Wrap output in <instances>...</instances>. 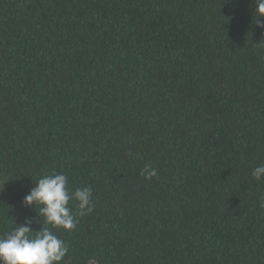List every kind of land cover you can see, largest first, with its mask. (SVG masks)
<instances>
[{"label": "trees", "instance_id": "obj_1", "mask_svg": "<svg viewBox=\"0 0 264 264\" xmlns=\"http://www.w3.org/2000/svg\"><path fill=\"white\" fill-rule=\"evenodd\" d=\"M253 12L252 0H0V235L26 217L43 226L22 200L55 170L70 191L90 186L93 205L74 230L52 229L69 248L60 264H264Z\"/></svg>", "mask_w": 264, "mask_h": 264}, {"label": "clouds", "instance_id": "obj_2", "mask_svg": "<svg viewBox=\"0 0 264 264\" xmlns=\"http://www.w3.org/2000/svg\"><path fill=\"white\" fill-rule=\"evenodd\" d=\"M252 3L255 27L264 32V0H252ZM140 175L151 179L156 171L146 165ZM251 175L257 181L264 178V164L254 167ZM70 201L77 202L76 214L69 207ZM22 204L32 209L39 205L43 226L35 211L39 230L34 231L31 227L34 218L26 217L23 223H15L14 228L0 235V264H60L69 248L52 229L74 230L77 215L83 217L92 212V188L84 186L70 191L68 177L53 170L36 181L23 197Z\"/></svg>", "mask_w": 264, "mask_h": 264}]
</instances>
